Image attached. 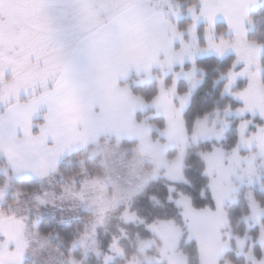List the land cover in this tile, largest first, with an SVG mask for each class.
Returning a JSON list of instances; mask_svg holds the SVG:
<instances>
[{
  "label": "snow or ice",
  "instance_id": "1",
  "mask_svg": "<svg viewBox=\"0 0 264 264\" xmlns=\"http://www.w3.org/2000/svg\"><path fill=\"white\" fill-rule=\"evenodd\" d=\"M251 2L254 0H201L198 11L190 4L187 11L192 23L181 29L173 22L179 13L178 0H0V156L16 175L30 172L40 178L54 172L75 139L70 113L77 120L105 121L109 98L119 95L126 99L127 115L134 120L135 109L143 101L130 86H124L129 76L147 73L153 64L169 69L178 64L194 85L198 79L194 56L209 49L217 55L226 49L235 53L222 74L226 76L222 91L240 102L235 111L241 117L258 115L264 121L260 45L247 39L244 27L245 20L250 22L247 9ZM217 14L227 22L231 39L223 33L217 37ZM200 17L207 21L203 45L196 32ZM185 57L191 63L187 71ZM237 78H246L247 83L232 91ZM168 91L174 93L175 88ZM188 95L179 97L181 105ZM177 116L182 122L179 110ZM250 123L248 119L239 122L238 144L229 155L215 147L202 154L223 185L219 197H214L217 210L219 199L233 190L230 175L247 176L249 183L258 176L255 156H264V123L249 130ZM202 131L219 136L218 130L204 125ZM240 145L248 150L246 155L240 154ZM248 199L252 218L258 219L261 209L251 192ZM4 219L0 214V226ZM259 239L264 243V224H260ZM22 248L19 240L16 252L8 255L18 257Z\"/></svg>",
  "mask_w": 264,
  "mask_h": 264
},
{
  "label": "rangeland",
  "instance_id": "2",
  "mask_svg": "<svg viewBox=\"0 0 264 264\" xmlns=\"http://www.w3.org/2000/svg\"><path fill=\"white\" fill-rule=\"evenodd\" d=\"M197 1L200 5V0ZM178 2L180 5L179 13L173 21L177 24L183 17H187L191 21L192 17L187 11L188 5H190L188 1L178 0ZM184 3L188 5L183 7ZM190 21L186 25L192 23ZM205 25H202L203 29ZM221 25L223 28L220 32L215 30L217 37L223 33L225 38L231 39L232 35H228L225 25ZM197 27L199 24L196 25V29ZM202 37L204 38L203 30ZM258 51L260 59L261 45ZM227 54L235 55L231 49H226L223 56ZM197 72L196 68V77ZM179 77L184 78L187 82L186 91L180 92V94L190 93L199 83L197 77L198 79L193 85L184 77L182 72H180ZM239 79L246 78H237L231 86L232 91H236L234 86ZM223 94L230 95L228 92H223ZM151 103L152 100L148 102L147 107L152 105ZM175 105L176 103L173 105L174 113L166 112L163 115L164 125L162 127H158L155 122V125L152 124V129L154 128L156 131L155 141H150L141 133L137 136L126 135L125 139L137 138L138 141L135 143L125 142V144H121L120 139L122 138L116 136L107 134L85 135L91 138L89 141L91 143L80 149L88 150L89 158L99 157L101 160L99 162L103 165V172L99 175L89 177L86 172H81L71 178H64L63 173L58 171L57 167L54 172L46 176L33 178L39 184L37 190L32 192L12 191L11 194L14 199L6 206H4L5 196L10 189L8 181L32 177H16L17 175L11 172L7 160L0 156V174L5 177V182L0 185V214L5 218L4 224L0 226V264H23L25 259H29L31 264H83L84 262L86 264H110L118 257L122 258L124 252L118 244V238H113L105 251L98 247L97 231L105 226L110 213L121 204L128 206L127 203L131 198L141 192L151 179L164 177L169 181L181 180L183 158L189 146L200 140L221 139L228 127V117H238L240 118L239 122L243 119L235 110L230 108L227 112L225 110L213 111L195 120L190 133L184 130V134H182L183 121L181 122L176 115L180 104ZM250 121V124H254L251 119ZM202 125L218 130L219 136L217 137L212 132H203ZM99 136L106 139L101 140ZM110 138H114V140L111 141ZM154 143L157 145L158 153L147 148ZM237 144L238 135L236 146ZM222 150L226 156L232 151ZM252 151H256L254 146ZM239 152L241 155H246L248 150L240 145ZM203 153H201V157L205 164L204 172L209 179L208 184L213 198V207L206 206L197 209L191 205L187 196L174 195L175 198L173 199L180 208L183 226L181 227L171 220L155 221L149 224L147 228L152 233L151 237L139 239L136 244V252L124 264H143V262L144 264H207L209 260L214 261V264H234L226 256L229 250L242 255L245 264H254V262L255 264H264V243L259 239L260 224H264V207L258 204L259 209H261L257 213L258 219L252 218L249 207V213L241 218L245 222L246 231L241 235L236 234L234 229L228 225L224 209L225 205L237 199V195L243 187L258 184L264 188V163H262L264 156L258 153L255 156L258 176H254L251 183H249L247 176L242 179H238L237 175L229 176L233 190L227 197L219 199L217 210L214 197H219L223 185L218 182L219 173L215 169H210L209 162L204 158ZM225 164H227V160H225ZM236 173L239 174V168L236 169ZM248 194L246 192L247 198ZM207 210H211V212ZM83 212H86L87 215L82 216ZM44 215H57L62 224L70 223L75 219L82 221L81 233L70 243L67 253L54 247L47 237L38 232L39 220ZM121 218L126 222L140 221L136 213L127 207L122 211ZM15 221H19L20 225H17ZM253 226H257L254 237L248 233V230ZM182 238L185 240L193 239L196 242L197 255L194 263L190 262L186 254L178 248ZM19 240L23 241V248L19 256L8 255V253L16 252ZM255 244L258 245L259 252H256ZM74 250L80 251L81 259L73 255Z\"/></svg>",
  "mask_w": 264,
  "mask_h": 264
},
{
  "label": "trees",
  "instance_id": "3",
  "mask_svg": "<svg viewBox=\"0 0 264 264\" xmlns=\"http://www.w3.org/2000/svg\"><path fill=\"white\" fill-rule=\"evenodd\" d=\"M188 4H194L197 0H187ZM187 4V5H188ZM186 3L183 4L187 6ZM250 22L246 24V37L248 40H254L262 46L260 61L264 65V3L252 9L249 12ZM189 18L183 17L178 22V27L184 29ZM222 23L216 25V30H222ZM201 26L198 28V39L200 42L204 40L202 37ZM235 59L234 54L217 56L208 54L194 59V63L198 70L197 77L199 83L192 90L190 101L183 112V120L187 133L192 131L195 120L212 113L213 111H222L226 107L235 110L240 106V102L235 100L230 95L223 94V87L226 78L223 73L227 71L232 61ZM191 67V63L183 64L184 70ZM180 67H175L174 70H179ZM132 74L124 83L131 87L133 93L139 95L142 99L149 102L158 92V85L155 80L148 82H137V77ZM172 74L169 73L165 77L166 83L170 81ZM261 76L264 77V67L261 70ZM247 83L246 79H239L234 90L243 88ZM178 92H184L187 89V82L184 78H180L177 83ZM150 113L148 109L147 114ZM252 117V116H251ZM249 115L242 117L243 119L252 120L254 124L248 126L249 130H254L255 124H260L262 121L258 116L251 118ZM150 121L155 122L158 127H162L164 121L160 116H152ZM228 127L224 132V136L219 140H200L196 144L189 146L184 154L182 179L177 181H169L164 177L151 179L143 190L131 198L127 205H119L111 213L105 226L97 231L98 247L105 251L113 238H118V244L122 249L123 257H118L110 264H124L125 261L136 252V244L139 239H148L152 233L147 226L155 221H173L179 226H183L181 219L180 208L176 205L173 198L176 194H182L188 197L191 205L194 208H204L206 206L213 207V198L209 188V179L205 174V164L201 157V153L211 151L213 147H219L226 151L232 150L237 143V125L240 118L230 116L227 118ZM155 134V132H152ZM103 136L101 140H104ZM111 141L114 138H110ZM121 144L135 143V140L120 139ZM99 157L89 158L88 150H76L67 155L58 166V171L62 172L64 178H71L78 173L86 172L87 176L94 177L103 172V165L99 162ZM5 177L0 174V185L5 181ZM10 189L5 196L6 202L4 206L13 201L11 192H32L39 188L38 182L33 178L10 179ZM173 187V189H170ZM246 192H251L258 204L264 207V188L256 184L254 186L243 187L234 202L224 206L228 225L234 229L236 234H243L245 231V222L241 218L249 213V202L246 197ZM134 211L140 221L126 222L121 218V213L124 208ZM87 215L86 212L82 216ZM38 232L47 237L49 242L57 247L60 251L67 253L70 243L81 233L82 221L75 219L74 221L62 224L59 222V217L44 215L40 218ZM257 226H253L248 230L253 237L256 236ZM256 252H259L258 245L255 244ZM178 248L186 254L190 262L196 260V242L185 240L182 238L179 241ZM73 255L81 259L82 254L79 250H74ZM227 258L234 264H245L242 255H238L233 250L226 253ZM23 264H31L29 259H25ZM83 264H86L85 262ZM144 264V262H143ZM147 264V263H146ZM156 264V263H150ZM164 264V263H162Z\"/></svg>",
  "mask_w": 264,
  "mask_h": 264
},
{
  "label": "crops",
  "instance_id": "4",
  "mask_svg": "<svg viewBox=\"0 0 264 264\" xmlns=\"http://www.w3.org/2000/svg\"><path fill=\"white\" fill-rule=\"evenodd\" d=\"M198 2H196V10L198 11L200 6H201V0H200V5H198ZM264 0H254V2H251L248 4V16L249 12L258 7L259 5L263 4ZM198 5V6H197ZM191 15V14H190ZM190 20V19H189ZM192 21V19H191ZM190 21V22H191ZM175 23V21H173ZM248 20L244 21V27L246 29V24ZM218 23H222L225 25L227 28V22L225 21L224 17L220 14H217L215 19H214V24H215V30H216V25ZM199 24V27L204 24H207V21L203 18L200 17L196 21V25ZM178 25V22H177ZM196 29L197 36H198V28ZM217 31V30H216ZM228 35H232L231 31L228 30ZM246 35V33H245ZM185 39H188V34L185 32ZM198 43L203 45L205 41L203 40L202 42L199 41ZM177 47L179 46L178 43L176 45ZM208 54H214L217 55L215 51L209 49L204 52H198L195 54L194 59L200 56L208 55ZM221 56V55H217ZM189 62L187 57L184 58V63ZM175 67H180L178 64H173V67L169 69L167 66H161V65H156L153 64L150 66L149 71L147 73L140 72L139 74L133 73L137 77V82H148L155 80L158 85V92L157 94L151 99L152 100V105H149L147 107L148 102L142 99L139 95L135 94L136 96L140 97L143 101V105H137L135 109V115H134V120H130L128 115H127V101L125 98L119 96V95H112L109 100H108V117L105 121H95L92 119L88 118H80V119H75V115L73 113H70V118L74 119V124H73V130L75 134V139L73 144L65 150L63 155L60 156L56 168L59 166L60 162L62 159H64L67 155L70 153L76 151L77 149L82 148L85 145H88L90 141V137L85 136L89 134H107L111 136H116L120 138H126V135H131V136H137L139 133H141L145 138L149 139L150 141H155L154 137L156 135V131L154 128L152 129V124L154 122L150 121L149 118L152 116H160L162 117L164 121V114L166 112L174 113V103H176L175 106H178L180 104V107L178 108L179 114L182 117L183 125H184V120H183V112L186 109L189 101H190V95L191 92L189 93L186 101L184 102L183 105L180 103L179 97L183 94H180L177 89V83L178 80L181 78L179 76H171L170 81L166 83L165 81V74L173 73V72H179V70L175 71ZM188 70V69H187ZM186 70V71H187ZM166 74V75H167ZM125 87H128L127 84L124 83ZM170 87L175 88V92H169L168 89ZM132 91V90H131ZM133 93V92H132ZM186 93V92H185ZM188 93V92H187ZM147 107V108H146ZM144 108V111H143ZM148 109H150V113L147 114ZM144 113H146L144 115ZM177 115V111H176ZM178 117V116H177ZM155 125V124H154ZM164 125V124H163ZM183 130L186 131L185 125ZM152 132H155V134H152ZM134 133V134H133ZM181 133L184 134V131L181 130ZM100 139L102 136H99ZM98 137V138H99ZM133 140L138 141L137 138H134ZM156 143L154 145H149L147 146L148 149H153L156 153H158V148H156ZM8 163V162H7ZM11 169V168H10ZM12 172V170H11ZM13 173V172H12ZM51 173V172H49ZM48 173V174H49ZM14 174V173H13ZM16 175V174H15ZM16 177L18 178H23V177H32V178H37L35 175H33L30 172H22Z\"/></svg>",
  "mask_w": 264,
  "mask_h": 264
}]
</instances>
